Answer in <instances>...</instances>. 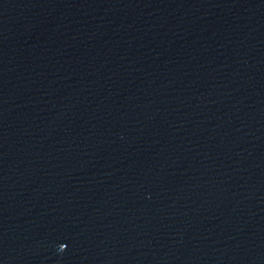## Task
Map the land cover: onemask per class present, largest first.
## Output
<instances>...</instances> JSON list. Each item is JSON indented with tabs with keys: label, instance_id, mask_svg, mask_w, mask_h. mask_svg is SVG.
Wrapping results in <instances>:
<instances>
[{
	"label": "water",
	"instance_id": "water-1",
	"mask_svg": "<svg viewBox=\"0 0 264 264\" xmlns=\"http://www.w3.org/2000/svg\"><path fill=\"white\" fill-rule=\"evenodd\" d=\"M0 264H264V0H0Z\"/></svg>",
	"mask_w": 264,
	"mask_h": 264
}]
</instances>
